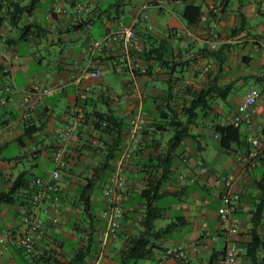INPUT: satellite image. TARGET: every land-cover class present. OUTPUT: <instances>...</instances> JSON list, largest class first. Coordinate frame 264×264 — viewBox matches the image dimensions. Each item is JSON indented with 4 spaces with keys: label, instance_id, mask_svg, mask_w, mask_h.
Wrapping results in <instances>:
<instances>
[{
    "label": "crops",
    "instance_id": "1",
    "mask_svg": "<svg viewBox=\"0 0 264 264\" xmlns=\"http://www.w3.org/2000/svg\"><path fill=\"white\" fill-rule=\"evenodd\" d=\"M30 1L0 0V97L7 98L6 104H0V191L19 174L27 179L24 187L12 194V203L0 201V232L22 228L29 213L39 216L44 226L36 236L35 253L27 254L12 247L0 248V264L67 263L80 249L86 252L81 264H120L127 239L142 230L140 220L144 205L140 190L144 178L139 168L144 164H165L157 156L169 148L173 151L169 177L161 186V197L154 203L161 210V217L154 221L152 232L168 224L171 227L155 238L147 237L151 256L129 264H157L164 250L172 247H194L195 250L182 260L165 258L162 264H212V260L222 256L228 246L236 248L237 264H252L244 253L249 241L250 211L260 194L255 180L264 173L256 172L260 171L259 166L264 167V159L246 168L241 155L248 149L253 136L261 135L264 142V109L257 107L251 127L239 126L245 144L231 143L222 147L221 135L215 127L234 117L249 89H258L264 98V81L260 78L264 72V0H230L226 5L220 4L221 0H197L191 4L198 5L207 19L191 25L181 18L186 4L169 2L164 10L150 8L152 11L147 10L135 24L141 44L148 47L154 43L155 47L157 39L169 46L175 42L176 47L168 48L170 50L165 54L171 52L170 57H164L163 53L164 60L177 62L180 51L187 48L207 54L205 58L213 62V69L203 75L201 61L183 67L175 65L172 70L163 69L149 60L148 66L153 67L149 74H136L132 80H122L119 92L103 78L104 71H123L119 67V44L112 43L94 51L90 46L105 33L115 31L121 23L131 25L141 5L148 0H124L123 14L118 18L109 14L116 0H39L31 12L18 14L17 24L13 25L10 19L13 4L23 7ZM211 7L216 8L214 12L209 11ZM56 8L63 12L56 13ZM165 13L170 17L163 25L147 22L153 16ZM83 20H87L90 27L74 29ZM214 24L219 37L212 56L207 35ZM24 25L32 26L36 32L20 39V27ZM179 27L193 30L198 34V40L189 44L174 38L171 32ZM234 29L238 31L232 32ZM10 39L16 43L6 47L4 42ZM162 52L161 48V55ZM95 68L101 71L99 77L84 75ZM170 77L190 79L187 98L213 82L231 85L224 99L210 101L211 111L201 112L196 124L190 127L195 138L186 136L174 147L169 142L173 134L171 127L163 132L154 129L159 120L158 108L167 97V79ZM32 84L60 86V89L44 95L39 105L29 110L28 123L37 129L29 136L25 134L24 120L17 106ZM237 87L244 88L238 96L233 94ZM116 97L123 99L117 101ZM107 108L124 123L118 151L108 162L106 158L112 151L115 133L96 129L93 115L94 112H105ZM140 112L144 124L126 168L120 232L110 237L102 250L100 242L106 230L103 215L107 208L103 186L130 142V122ZM68 129H72L71 133L65 135ZM57 148L65 151V167L58 181L60 205L57 210H52L47 199L38 205L31 203V196L37 190L32 182L35 177H46L54 169L52 153ZM105 163L110 165L100 172V179L90 193L92 211L84 213L77 198L93 179L95 168ZM225 177L232 178L231 190L240 194L235 213L240 221L236 235L226 233L218 219L217 210L221 205L218 195ZM53 216L58 218V223L50 221ZM259 234L264 243V221Z\"/></svg>",
    "mask_w": 264,
    "mask_h": 264
},
{
    "label": "built area",
    "instance_id": "2",
    "mask_svg": "<svg viewBox=\"0 0 264 264\" xmlns=\"http://www.w3.org/2000/svg\"><path fill=\"white\" fill-rule=\"evenodd\" d=\"M172 2H179L183 4H191L197 0H171ZM170 0H148L138 10L131 25L121 23L115 31H110L103 35L100 41L93 42L90 50H101L103 47L112 43L119 44V67L127 72L131 77L134 74H146L147 68L136 54L141 50L142 44L139 41L135 24L139 23L142 15L150 8L164 10ZM216 8L211 7L210 12H214ZM56 13H62L61 8L55 9ZM207 16L202 15L200 22L206 21ZM152 29L151 27H149ZM172 36L178 40L185 41L189 44L198 40V34L188 27H179L172 30ZM219 34L215 29V24L212 25L208 32L207 39L210 43V50H215V42ZM207 54H201L193 50H183L180 54L182 60L201 61L200 72L205 75L211 72L213 64L211 60L205 58ZM90 78H97L99 70L97 68L90 70L84 74ZM190 84V79L178 80L174 86L175 92L184 90ZM60 86L40 87L37 84H32L26 91L22 99V103L18 104L23 119L28 117L29 110L36 108L42 101V97L47 94H52L58 91ZM263 94L255 88L249 89L241 102L238 104L234 117L226 121V124L231 123L235 127L245 125L251 127L254 123V113L257 107L261 106L264 109ZM33 98V99H32ZM123 97H116L117 101L122 100ZM7 98L0 97V104H6ZM132 134L130 142L118 158L112 172L109 174L104 186L103 193L107 198V208L104 211V218L106 220V230L100 242L101 249L104 250L107 246L110 237L117 236L120 230V219L123 216L122 207V190L126 183V168L130 161L133 152L138 145V133L142 130L144 124L143 114L140 112L136 114L131 120ZM72 129L65 131V135H69ZM264 132V131H263ZM65 151L62 148H57L52 153V160L55 164L54 169L44 178L35 177L32 185L37 189L31 196V203L38 205L44 199L49 202V207L52 210H57L60 205V197L58 196V181L61 177V170L65 167ZM264 159V142L261 135H255L251 138L249 150L241 155V161L246 168L253 167L259 160ZM232 178H223V189L218 197L221 201L217 213L220 226L222 229L230 234L236 235L239 232L240 221L236 217V210L240 200V194L231 190ZM52 223H58V218L53 216L50 218ZM44 221L37 215L29 213L22 228L12 232H0V248L7 249L8 247L19 249L27 254L35 253L36 250V236L43 230ZM191 250V247H172L164 251V257L157 264H162L165 258H174L182 260L186 258ZM214 264H237V252L234 246H228L223 255L215 260Z\"/></svg>",
    "mask_w": 264,
    "mask_h": 264
},
{
    "label": "trees",
    "instance_id": "3",
    "mask_svg": "<svg viewBox=\"0 0 264 264\" xmlns=\"http://www.w3.org/2000/svg\"><path fill=\"white\" fill-rule=\"evenodd\" d=\"M38 1L39 0H31L27 6L23 7L17 4H13V10L10 12V19L12 24H17L19 16L18 14L24 12H31L34 9L35 5L38 3ZM229 1L230 0H221L220 4L226 5L229 3ZM123 2L124 0H116V3L111 5L112 9L109 10V14L111 12L110 16H112L113 18H118L123 14ZM202 14L203 13L201 11V8L198 5L186 4L182 8L181 18L186 21L188 25H191L198 23L201 19ZM110 16L108 15L109 18ZM82 27H90V24L87 20L79 21L74 26V29H80ZM32 28L33 27L30 25L21 26L20 39L27 37L29 34H34L36 31ZM235 31H238V29H234L232 32ZM148 36H146V39ZM148 39H150V36ZM156 41L157 45L155 47H153L154 43H152L148 47L143 43L141 50L138 51L136 54L137 58L140 59L142 63H144V65L146 66L148 74L151 68L153 69L152 65L148 66L149 60L155 61V63L163 69L171 68L172 70H174L175 65L183 67L187 63L194 62V60H182V57L180 56L181 52L183 50H191L187 48L180 51L177 62H169L167 60H164L163 56L160 53L161 48L158 45L159 40L157 39ZM4 43L6 47H10L11 45L15 44L16 41L10 39L5 40ZM215 51L216 49L212 50V56L214 55ZM97 69L99 70L100 76L101 71L99 68ZM0 70H2L1 64ZM124 73L129 75L125 71ZM136 74L141 73L136 72L134 75ZM129 77L130 79L132 78L130 75ZM260 78L264 81V72ZM183 79L185 78L170 77L167 79V97L163 106L158 108L160 113L158 116L159 120L156 121V124H154V129L159 132L166 131L169 129L167 127H171L173 134L169 139V142L171 143L172 147L178 145L181 140L186 136L192 137L194 139L195 135L191 134L190 127L196 124L199 114L201 112L207 114L209 111H211L210 101L224 99L225 95L231 90V85H218L216 82H213L206 88H203L198 92L191 94L187 98L186 95L188 96L189 94V86H187L186 88H184V90L180 92L174 91V86L177 81ZM93 115L94 127L96 129H99L105 133H115V142L112 146V151L109 155H107L106 158V161L108 162L110 158L113 157V153L118 151V145L121 141V133L124 123L113 113L110 108H107L105 112H94ZM23 120L25 125V134L32 136V134H34L37 129L34 128V126L29 125L28 117ZM215 129L221 135L220 144L222 147H228L231 143L245 144L244 140L241 139L239 127H235L231 123L226 124L225 122L224 125L216 126ZM248 150L249 147L248 149H246L245 152H247ZM172 157L173 151L172 148H169L166 153L158 154L157 156V158L161 159L165 164H144L139 168V171L142 173V177L144 178V185L140 190V197L142 198L144 205V212L140 220L142 230L139 234L133 237H129L127 239V245L121 253V259L119 261L120 264L135 263L143 258L151 256L152 249L149 246L150 241L147 237L152 236L155 238L159 233L166 232L171 227V224H168L164 228H159L155 232H152L154 228V221L161 217V210L157 206H155L154 203L162 195V193L160 192L161 186L163 182L169 177L168 173ZM109 165L110 164L105 163L95 168L93 172V179L90 181V183H87L84 186V190L80 193V197L77 198L78 205L79 207H81L84 213H90L92 211L90 204V193L93 189V185L95 184V182L100 179V172L106 170ZM157 168H159V170ZM26 182L27 179H25L23 174H19L14 180L8 181L6 189L0 191V201H3L5 203H12L14 201L12 194L15 193L18 189L24 187ZM255 183L260 191V194L253 202L254 208L250 211L251 227L248 230L249 241L246 245L244 257L250 260L252 264H262L264 262V256H262L264 243L259 234V228L264 221V173L258 180H255ZM223 253L224 252H222V254ZM85 257V251L81 249L76 250L74 256L71 257V259L67 263L58 262V264H81L84 261ZM163 257L164 255L161 257V260ZM218 258L219 257H215L212 260V264H214L215 260Z\"/></svg>",
    "mask_w": 264,
    "mask_h": 264
},
{
    "label": "rangeland",
    "instance_id": "4",
    "mask_svg": "<svg viewBox=\"0 0 264 264\" xmlns=\"http://www.w3.org/2000/svg\"><path fill=\"white\" fill-rule=\"evenodd\" d=\"M148 10H150V12L152 11V9H148ZM154 12L151 13V16H152V14ZM169 17H170V15L168 13H165V15H161L160 14L159 17L158 16H153V18L148 20L147 22L148 23L152 22V23H154L153 25H157V24L158 25H163L164 21L166 19H168ZM171 43L172 44H170V46H169V44H167V42H164L163 40H159L158 45H159V47L162 48V51H163L162 52V56H163V53H164V57H167V56L170 57L171 56V52L168 55H165L170 50L168 48H170V47L175 48L176 47L175 46V42L174 43L171 42ZM103 78H104V81L106 83L107 82H111L110 85H111L112 89H114L117 92H119L121 90L120 89L121 81L122 80L125 81V80H129L130 79L129 75L125 74L123 71L113 72L112 70L111 71L110 70L104 71ZM243 92H244V88L243 87H237V88L234 89L233 94L238 96V95H241ZM101 107H102V105H101ZM51 167H52V165H51ZM258 168L260 169V171L256 172L257 174H260L261 172L264 171V167L259 166Z\"/></svg>",
    "mask_w": 264,
    "mask_h": 264
}]
</instances>
